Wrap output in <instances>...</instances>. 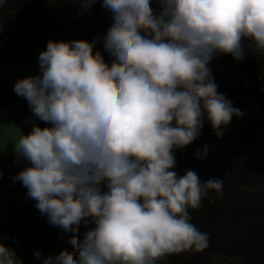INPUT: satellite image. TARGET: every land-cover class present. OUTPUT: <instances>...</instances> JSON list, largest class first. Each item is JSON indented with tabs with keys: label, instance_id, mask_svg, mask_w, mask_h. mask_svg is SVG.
<instances>
[{
	"label": "clouds",
	"instance_id": "obj_1",
	"mask_svg": "<svg viewBox=\"0 0 264 264\" xmlns=\"http://www.w3.org/2000/svg\"><path fill=\"white\" fill-rule=\"evenodd\" d=\"M72 2L87 10L97 0ZM102 7L113 17L103 36L111 64L94 51L99 36L50 40L39 74L13 89L50 125L33 123L15 141L28 166L14 179L51 225L72 234L73 251L43 264H157L207 248L210 234L190 222L188 209H199L211 190L222 195L223 179L202 182L191 169L179 176L175 150L202 134L205 114L218 137L243 115L218 92L208 67L214 56L264 55V0H102ZM207 154V145L196 150L198 159ZM0 264L23 262L0 242Z\"/></svg>",
	"mask_w": 264,
	"mask_h": 264
},
{
	"label": "trees",
	"instance_id": "obj_2",
	"mask_svg": "<svg viewBox=\"0 0 264 264\" xmlns=\"http://www.w3.org/2000/svg\"><path fill=\"white\" fill-rule=\"evenodd\" d=\"M112 23V13L102 7V0L87 10L72 0H7L0 7V66L37 75L39 54L50 40L91 42L98 36L94 51L111 64L103 36ZM254 53L248 51L242 61L217 54L208 64L218 92L243 115L222 125L223 135L218 137L205 114L202 134L175 150L173 170L179 176L191 169L202 182L223 179L222 195L211 190L199 209H188L190 222L210 234L208 247L171 254L157 264H264V55L255 59ZM14 85L2 81L0 96L5 91L14 95L10 115L25 135L33 123L50 127L33 116L27 100L13 91ZM205 145L208 154L198 159L196 150L203 151ZM27 166L16 154L0 151V242L13 249L23 264H43L44 257L73 251L68 243L72 234L51 225L27 188L14 179ZM91 226V220L81 222V239ZM37 250L41 259L34 256Z\"/></svg>",
	"mask_w": 264,
	"mask_h": 264
},
{
	"label": "rangeland",
	"instance_id": "obj_3",
	"mask_svg": "<svg viewBox=\"0 0 264 264\" xmlns=\"http://www.w3.org/2000/svg\"><path fill=\"white\" fill-rule=\"evenodd\" d=\"M260 56L261 54L254 53L253 58L258 59ZM30 76L34 75L25 69L19 67L0 66V90L2 89V81H5L9 84H15L18 80ZM12 95V93H8L7 97ZM2 97L3 95L0 96V98ZM10 114V107L3 109L0 112V151L14 153L12 150L13 144L21 134L25 135V133L15 118Z\"/></svg>",
	"mask_w": 264,
	"mask_h": 264
},
{
	"label": "water",
	"instance_id": "obj_4",
	"mask_svg": "<svg viewBox=\"0 0 264 264\" xmlns=\"http://www.w3.org/2000/svg\"><path fill=\"white\" fill-rule=\"evenodd\" d=\"M7 95H8V92L5 91L3 94V97L0 98V112H1V110L10 107V103H11V100L13 99L14 95H12L13 97L12 96L7 97Z\"/></svg>",
	"mask_w": 264,
	"mask_h": 264
}]
</instances>
